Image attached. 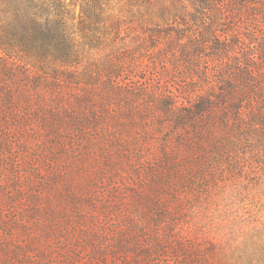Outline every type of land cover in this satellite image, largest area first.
Masks as SVG:
<instances>
[{"label":"trees","instance_id":"1","mask_svg":"<svg viewBox=\"0 0 264 264\" xmlns=\"http://www.w3.org/2000/svg\"><path fill=\"white\" fill-rule=\"evenodd\" d=\"M147 67L185 84L141 88ZM87 74L99 79L90 89ZM110 104L121 121H143L152 150L100 130ZM73 153L102 166L89 193L68 186ZM230 182L249 200L264 185V0H0V233L29 218L55 236L67 218L85 223L95 260L161 253L195 264L204 247L186 202ZM85 206L125 218H86ZM261 224L223 249V264H264ZM113 231L128 245L102 253ZM47 240L0 246V264L49 259Z\"/></svg>","mask_w":264,"mask_h":264},{"label":"rangeland","instance_id":"2","mask_svg":"<svg viewBox=\"0 0 264 264\" xmlns=\"http://www.w3.org/2000/svg\"><path fill=\"white\" fill-rule=\"evenodd\" d=\"M129 37L133 38L134 35L130 33L127 39ZM136 49V53L133 52L134 49L126 50L132 60L142 58V55L138 54V48ZM157 55L158 54L151 55V58ZM147 59V56H144L145 62ZM156 71V68L151 67H147V71H143V73L142 71L141 73L137 71V74L143 78L138 86L144 88L147 84H153L156 88L161 89L172 88L171 86L177 88L179 86L178 83L185 84V79L182 75L176 74L177 77H167L166 75H161L160 70H158V72ZM123 79L125 82H129V80L134 82L130 75H125ZM97 80L99 81V79H95L94 77H88V74L85 75V89H90V84H95L98 82ZM129 83L131 84V82ZM126 92L127 88H124V93H122L125 95ZM119 111L120 109L117 106L110 104L109 110L107 111L109 123L108 125H101L103 127H101L100 130L105 132L116 128L113 133L120 136V146H129L131 144L130 146L132 148L134 142L140 139V142H143L141 146L143 151L147 149L152 150L153 148L147 142V139L144 140L142 138L147 128L143 121L141 119H126L121 121ZM150 123L151 124H148L149 127L153 128V132L150 133L152 136L150 140L155 142L160 139V137L156 135L158 134L156 131L158 127L156 124ZM82 155H75V153H73L68 158L70 165L68 164L67 171L69 173L67 172L65 176L70 180L68 186L71 187L69 188H75L85 194L90 192V190H88L90 176H97L102 166L94 162L95 160L93 158L90 160L86 158L85 161V155ZM76 156L79 157L80 160H77ZM76 161H78L77 166L75 164ZM88 162L92 164L88 166ZM239 189V186L230 182L224 188L212 189L206 196L200 195L197 199L186 202L185 209L187 215L191 217L189 219H191L193 224L190 231H192V234L197 237V240L204 247V249H201V256L197 258L195 264H223L221 256L223 249L230 251L234 245L244 240L246 233L249 232L255 224L259 225L261 222L264 224V185L261 186L258 191H254L255 198L253 199L252 197L250 200L244 198L241 192L242 190ZM84 209L86 218H111L113 222H119V220L125 218V216L120 214L95 216L91 206H85ZM26 219L28 220L29 218H11L13 222L6 228L1 224L4 230L2 231L1 229L0 246H8L12 250L15 247L24 246L26 242L37 243L39 241L47 243V237L50 240H47L50 258L43 259L40 255L35 257L28 255L26 259L31 262L29 264H33L34 261L39 262L41 259L44 261L43 264H67L64 262L63 257L69 258L71 261H74L73 263L75 264H185L187 262V259L178 258L177 260L173 256H167V254L161 253L152 255L148 261L141 260L140 262L130 261L129 257L127 258L125 255L119 258H117V256H104L99 260H95L92 256L93 252L90 242H88L89 239L85 235L87 234L88 236V232L85 230V223H76L75 219V222L71 223V221L67 222V218H63L60 219L59 223L55 226V236H46L47 234L35 230L37 228L35 222H33V224L31 222L26 224ZM25 226L28 227L29 230L23 233L19 228ZM117 233V231H113L106 237L101 236V240L97 242V245L102 253H112L110 252L113 249L112 246H116L120 241L128 245L125 241H129V239L122 240L117 236ZM150 238L148 240H153ZM130 239L132 240L131 237ZM45 255L47 256V253H45ZM8 259L9 257L5 254H0V260L7 262ZM11 264L18 263L14 261Z\"/></svg>","mask_w":264,"mask_h":264}]
</instances>
